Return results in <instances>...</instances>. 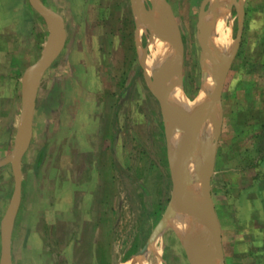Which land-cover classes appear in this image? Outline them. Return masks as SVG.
<instances>
[{
  "label": "rangeland",
  "instance_id": "obj_1",
  "mask_svg": "<svg viewBox=\"0 0 264 264\" xmlns=\"http://www.w3.org/2000/svg\"><path fill=\"white\" fill-rule=\"evenodd\" d=\"M166 1L183 42L181 73L173 77L183 95L192 98L206 76L200 62L198 15L204 0ZM157 2L155 6L152 0H84L82 5L77 0L72 11L65 12L67 40L56 51L38 88L39 110L47 105L52 111L49 131L44 140H39L37 131H30L25 143V152L32 137L36 138H32L30 151L44 146L37 155L42 156L40 163L32 167L26 160L23 164L20 217L31 196L40 201L42 191L52 214L59 204L64 212L69 201L71 210L66 214L56 212L51 224L39 221L49 256L36 259V264H137L140 260L145 264H191L189 255L198 253L201 248L197 247L208 238L213 240L208 254L217 246L205 219L206 237L190 248L180 236L176 221L171 225L167 222L157 240L140 253L170 210L173 197L165 124L152 86L175 68L178 50L174 43V53L166 64L152 73L148 71L156 34L144 20L147 13L160 7ZM227 9L228 27L234 38L241 36V43L226 77L219 142L208 145L215 151V165L207 182L221 230L222 258L216 260L218 264H264V0H232ZM3 66L0 57V95L6 97L11 86L3 81L7 79ZM214 90L215 84L207 106L215 109ZM3 104V109L10 108L8 99L1 100L0 109ZM75 112L77 123H73ZM10 115L0 114V193L4 192L0 198L7 196L6 204L15 183L10 156L16 129H11ZM79 140L85 144L97 141L98 146L100 177L93 201L97 218L91 225H87L89 220L75 194L73 202L69 195L76 186L87 189L93 181L86 173L91 163L79 159L78 173L59 174L64 162L58 160L64 149L86 157L89 148L79 147ZM111 153L119 167L113 164ZM199 204L205 213L201 217L206 218L207 212ZM180 211L182 208H176L173 218ZM75 236L80 241L77 254L82 255L61 256L62 246ZM103 238L108 243L98 244Z\"/></svg>",
  "mask_w": 264,
  "mask_h": 264
},
{
  "label": "crops",
  "instance_id": "obj_2",
  "mask_svg": "<svg viewBox=\"0 0 264 264\" xmlns=\"http://www.w3.org/2000/svg\"><path fill=\"white\" fill-rule=\"evenodd\" d=\"M40 1L47 8L58 13L63 18L64 25H65V35H64V42H65V40H67V35H68V32H67V22H68L67 16H68V14H66L65 12L66 11L69 12L70 10L72 11V8L74 7V4L77 0H40ZM78 1H80V3L83 5L84 0H78ZM210 1H214V3H216L217 0H209L206 3V5L204 6L203 10L202 11L200 10L199 14H198L200 22H201L200 23L201 28L199 31L200 39L202 37V34H204V33L211 34L210 33L211 29H212L211 37H213V38L209 37L210 47H209V54H208V61H207L208 73H206L204 70V73L206 76L204 79V83H203L201 89L199 90V93L192 98L184 96L182 93V91H183L182 88H180V86L177 84L176 79L173 76L171 78L169 77L170 79L167 82V85L165 88L166 92L169 94L170 111L178 119L177 122L180 124L181 123L185 124V126L188 125V127L187 126L186 127L190 129L191 134L195 136L196 140L200 144L202 141V143L205 146L207 145L206 144L207 139H208V137L212 131V125H213V121H214L213 120L214 111L216 113V108L215 109L213 108V111H211L212 107L209 108L207 106L208 100H209V98L212 94L213 88H214L213 72L218 70L217 67L219 69L220 68L223 69L228 62H230V67H229V70H230L231 66L233 65V60H234V58L238 52V49H239L240 43H241V36L234 38L232 33H231V28L228 27L229 23L227 20L230 17V12L227 9V5H229V2H231L232 0H227L226 2L228 4L225 2L224 4L221 5L222 7L220 6L221 9H219L220 7L218 8V11L216 12L217 17H216V14L213 17L214 19H216L218 21H216L212 18L213 22H208V21H211L212 19L211 20L207 19V15L211 10L210 8H212V4H214L213 2H210ZM162 9H164V8H162ZM219 10H221V11H219ZM164 11H165V9H164ZM219 16L222 19L219 18ZM204 18L206 21L207 20L208 21L206 22L204 20ZM243 18H244L243 16L240 17L241 20H243ZM214 21L219 23L218 24L219 26H217V25L214 26L213 25L215 23ZM203 22H205L206 25H204ZM217 23H215V24H217ZM165 24L167 25L166 18L164 20V25H162V28L164 27L165 29L163 28L164 30L162 29L161 30L162 32L156 33V35H155L156 38H154V41H153L154 45L152 46V47H154L155 52L160 51V53L163 52V54H165V55H160V53H157V52H156V54L154 53L155 54L154 57L156 56L155 59L157 58L158 54L160 55V56L159 55L158 56L161 57L162 59L159 61V64H158L157 63L158 61L155 62L156 60L153 57V59L155 60V61L154 60L153 61L155 63L151 60L152 62L149 64V70H148L151 73L156 68L160 67L161 65L166 64L168 59H170L174 53V39H172L171 31H170V33H169V31L166 32V30L167 29L169 30V28ZM205 26L207 27L206 29H205ZM220 26L222 27V30L220 29L221 28ZM215 27H216V30L214 31ZM219 30L223 31V35H220L221 31H219ZM217 31H219V32H217ZM226 31L229 32L230 34L227 33ZM49 34H50V23H49V21L47 20V18L43 14L39 13L38 11H36L31 6L29 0H0V37H1L0 42L1 43L4 42V43H2L3 45L1 44V46H0V54L3 53L0 57L3 60V64H4L2 69L5 71L4 73L7 74V79H3V81H5V83H7V85L11 86V89L8 91V94L6 95V97L4 95H0V102H1V100L8 99L9 103H10V108L8 110L3 109L4 108V104H3L2 108L0 109V114L8 113L9 115L10 114L13 115V117L10 115L11 119H13V121H12L13 125H12L11 129L15 127L16 133H17V129H18L19 121H20V116L22 113L25 91H26L27 83L29 81V73H30L32 66L40 59L42 52L45 48V45L47 43V40L49 38ZM213 35H215V36H213ZM162 37H164V39H167L168 42L167 41H161L160 38H162ZM220 37L221 38L226 37L225 39L229 42V49L228 50L231 53L227 52L225 54L226 56L223 57V59H226V61L223 59L221 60V58H218V56H215L213 50H211L214 43L217 40H219ZM181 41H182V38H181ZM5 43H9L10 46L5 44ZM155 43H156V45H155ZM182 46H183V42H182ZM41 47H43L41 54L37 55L38 52L41 50ZM231 48H233V49H231ZM161 49H163V50L161 51ZM211 51L213 54L211 53ZM227 54H229V55L227 56ZM209 55H213L212 59H211V56H209ZM163 56H164V58H163ZM35 57L37 58V60L34 62V60L36 59ZM159 57L157 58L158 60H159ZM209 57H210V59H209ZM214 57H216V58H214ZM213 58H214V60H213ZM162 60H163V62H162ZM218 60H220V61H218ZM209 61H210V63H209ZM156 63H157V65H155ZM210 64H212L214 67H216V66L217 67L214 68ZM219 64L221 65V67H219L220 66ZM210 66H212L213 68ZM47 69H46V71H47ZM229 70H228V72H229ZM46 71H45V73H46ZM45 73L43 74L42 78L44 77ZM225 82H226V79H225ZM224 87H225V84H224ZM38 88H39V86H38ZM209 89L211 91V92L209 91L210 93H208ZM172 91L174 92V94H172L173 93ZM223 91H224V88H223ZM203 93H204V95H202ZM153 94L159 102L161 116L163 118L160 100L155 95L154 92H153ZM199 94H200V96H199ZM208 94H209V97H208ZM179 95H182V98ZM206 95H207V97H206ZM222 95H223V93H222ZM37 97H38V90H37V95H36V100H35V110H34V114H33L31 131L34 134L37 131L36 134L39 137V140H44L42 138L49 131L47 124L50 125L49 123L51 122L50 117H52V111L49 110L47 105L41 106V108L39 110ZM199 100L201 102L200 105L202 106L200 112L195 113V115H189L186 119H184V117H181V116H183V114L179 115L178 112H177L178 115L176 114V111H177L176 108L179 107L183 103V101H189V102L192 101V103H194V102L199 101ZM205 100L207 102H205ZM204 103H206V104H204ZM175 105H176V108H175ZM38 110H39V112H38ZM75 113H77V112H75ZM202 113L204 115L203 117L201 115ZM38 114L40 115L39 119H37ZM75 115H74L73 123H77L79 121L78 120V113ZM18 116H19V118H18ZM204 118L206 120H204ZM163 120H164V118H163ZM199 121H202L201 123L204 125V128L202 130L197 131V132H193L196 128L195 126H197L196 123ZM223 121H224V115H223ZM164 124H165V121H164ZM172 127L174 129L175 136L179 141V144L183 145V143H185L187 140V133L185 131L177 130V128L175 126H172ZM197 128H198V126H197ZM16 133H15V136H16ZM165 134H166V127H165ZM32 138L34 139L36 137H32ZM32 138L27 142L26 152H25V150L23 152L22 162H21V172L23 171V164H25L26 160H28L30 165L31 164L33 165L32 167L35 166V163H37V162L40 163L42 160L41 154L38 156V158H37V155H38L39 150H41L44 145L43 146L41 145L40 149L37 148L38 150L33 149V151H30V149H32V146L34 143ZM205 138H206V140H205ZM201 139H203V140H201ZM79 141L82 142V140H79ZM204 145L202 146V144H201L200 147L198 148L199 150L197 149L193 153V156L189 160H190V163L195 164L194 166L201 167V170H203L206 173L208 172L210 174L214 170L215 159L213 158L214 161H213L212 171H208L212 156H213L215 151L210 146H208V148H206L207 146L205 147ZM78 146L89 148V149L87 148L88 150L86 151V153H87L86 157L83 155H79V153H77L76 151H72V149H69V150L64 149L63 155H59L58 161L64 162V164L63 165L61 164V167H59L60 169H62L59 172V174H61L62 172H66V174H67V172H68L69 176H71V175L75 174V171H77V173H78L79 167L77 166V164L79 163V159H82V160L84 159L85 161L91 163L89 165L88 169L86 170V173L90 179H93V181L91 180V183L87 186V189L81 185H78V186H76L77 189H75L73 192H71L72 194H69V195H71V198H70L71 202H73V200H74L73 196L75 194L76 202H78L82 206V207H80V209L82 212L84 211L83 214H85L86 219L89 220L87 222V225L88 224L91 225V221H95V219L97 218V216H96L97 214L94 213L95 203L93 201L95 198L96 188L98 187V184H99L98 178L100 177V175L98 173V169H97L98 162H99L98 158H97L98 157V155H97L98 154V148H97L98 146H97V141L89 142L88 144L87 143L85 144V142H82V144H80ZM74 148H75V150H77L76 147H74ZM166 148H167V153H168L167 140H166ZM28 151L32 152V154L29 155V158H27V152ZM67 153H70L72 155H68ZM45 154H46V152H45ZM111 154H112L111 160H112L113 164L118 165V167H119V162L117 160H114L113 153H111ZM197 157H198V159H197ZM194 160H199V162L198 161L194 162ZM43 161H44V159H43ZM168 161H169V154H168ZM101 162H102V160H101ZM200 163H201V165H199ZM110 168L113 169L112 164H111ZM169 168H170V163H169ZM52 171L56 172V170H54V169ZM12 172H13V169H12ZM32 173H33V170H32ZM170 174H171V168H170ZM13 176H14V174H13ZM76 176L78 178H80L79 174H76ZM30 177H32V176L30 175ZM75 177H73V178H75ZM185 177L187 179H190V180L195 179L196 181L200 182V179H197L196 175H195V177L191 176V173L188 171V167L186 170ZM171 178H172V174H171ZM22 179H23V177H22ZM14 186H15V183H14ZM3 193L4 192L0 193V195ZM42 195H43V197H42ZM11 199H12V197H11ZM11 199L9 200V203L6 204V201L8 200L7 196H3L2 198H0V263H1V249H2V223H3L4 216L7 212V209L10 205ZM46 199H48V198H46L45 191L41 192L40 201L38 200L37 197L31 196V198L27 202L26 209L24 210L25 213L24 214L22 213L23 216L21 218L20 215H21V209H22V205H23V202H22L23 191L21 189V200H20V205H19L16 217H15V222H14L13 231H12V239H11L12 264H36L35 263L36 259H44L45 257L49 256L46 254L47 249H46L45 234H44L43 229L42 230L39 229V221H41V224H43L44 221H45V223L51 224L50 219L56 218V216H57L56 212H62V213L66 214V213H68V210L69 211L71 210V207L69 206L70 201L67 200V201H69V203L66 204V206H67V208L65 210L66 212L65 211L63 212V210L61 209V204H59L58 210L53 211L54 213L52 214V212L50 211L51 209L49 208V206L46 205V203L48 202V200H46ZM107 219H108V217H106V220ZM98 220H99V218H98ZM102 224H103V222H102ZM106 227H108V223H106ZM95 241H96V239L93 240L94 243H95ZM101 241L108 243L106 238H103L100 240L98 239V242H100L98 244H102ZM78 242H80L78 236L77 237L75 236L71 240L69 239V242H65V244L62 246V248L60 250V253H61L60 255L61 256L65 255V257H68V258L80 257L82 255V253L77 254V247L79 245ZM95 248H96V245H95ZM97 248H98V245H97ZM97 248H96V250H97ZM62 254H64V255H62ZM83 257H86V256H83Z\"/></svg>",
  "mask_w": 264,
  "mask_h": 264
},
{
  "label": "water",
  "instance_id": "obj_3",
  "mask_svg": "<svg viewBox=\"0 0 264 264\" xmlns=\"http://www.w3.org/2000/svg\"><path fill=\"white\" fill-rule=\"evenodd\" d=\"M155 1L156 0H152L153 4H155ZM158 1L159 2H157V5L164 8L166 11V23H167L166 26H168L169 28L168 30L169 33L171 31V35L174 39L175 46L178 50V54L176 56L177 62L175 68L169 69V71L165 73V76L156 80V82L152 86L153 92L160 100L162 114L165 121L169 163H170L172 181H173V197L171 200L170 210L167 212L165 216H163V218L157 224V226L151 233L149 239L147 240L145 246L143 247L140 253L144 254L148 250L149 246L157 240V238L161 235V233L164 231L165 227L167 226L168 220L175 215L176 208L184 209V207L188 205L186 199L184 200L183 197V192L186 190V188L189 185L199 184L198 192L200 193V196L204 202L203 208L207 212L205 220L206 223L209 224L211 231L213 232V236H215L214 240L217 244V246L214 247L212 252L208 255L215 256L218 259V258H222L221 230L212 199L211 187L207 182V179L209 178L208 177L209 173L207 172L208 174L206 175L205 180L201 182V184L197 181H193L185 177L187 166H185L184 161H188L193 156V153L200 147L201 144L196 140L195 136L191 134L190 129L187 128L185 124L178 123L177 122L178 119L171 113L169 106V94L166 92L165 89L167 82L173 76V74L181 73L182 53H183L181 35L175 23L174 15L168 2L166 0H158ZM29 2L36 11L43 14L49 21L50 34L40 59L32 66L29 73V81L27 83V87L25 91L22 113L20 116L17 133L14 140L13 150L10 156V161L15 178V186H14V192L10 205L7 209V212L4 216L2 223V249H1L0 264H12V252H11L12 231L15 222V217L20 205L21 189H22L21 162L25 148V143L32 129V121L35 110V100H36L38 86L43 74L50 65L56 51L60 48L61 44L63 43L64 35H65L64 20L58 13L47 8L40 0H29ZM206 3L207 0H204L201 11L203 10ZM229 8H231V5L229 6ZM151 14L153 13H150V15ZM209 42L210 41L208 34L206 33L202 34L201 37L202 54L200 57V62L204 70L207 67L205 61L209 54V46H210ZM229 67H230V62H228L223 69L217 72L216 71L213 72V81L215 84L213 103L216 106V113L214 111V115H213L214 127L212 128L211 134L207 139L206 144L208 145H210L213 141L216 144L219 142V137L221 134V126L223 123L222 93ZM211 111H213V108ZM170 125L175 126L179 131H185L187 133L186 142L183 143V145H180L176 149H173L171 146L173 131L170 129ZM213 161L214 160L212 156L208 171H212ZM189 206L192 207L191 204ZM210 238H208L200 247H197L198 250L200 248H205L207 245L211 244L213 240H211ZM207 256L205 258H207ZM189 257L191 260V264H203L204 262L203 260L204 258L202 259L197 252L190 254Z\"/></svg>",
  "mask_w": 264,
  "mask_h": 264
},
{
  "label": "bare ground",
  "instance_id": "obj_4",
  "mask_svg": "<svg viewBox=\"0 0 264 264\" xmlns=\"http://www.w3.org/2000/svg\"><path fill=\"white\" fill-rule=\"evenodd\" d=\"M227 0H217L216 1V3H214V1H210V2H213L214 4H212V8H210L211 10H210V12L208 13V15H207V19L208 20H211L213 17H214V15L216 14V17H217V11H218V8L222 5V4H224L225 2H226ZM229 2V1H228ZM227 3V2H226ZM211 4V3H210ZM228 4V3H227ZM222 7V6H221ZM221 7L219 8V9H221ZM154 8H156V7H154ZM219 11H221V10H219ZM151 13H153V14H151L150 15V13H147L148 15H144L145 16V22L144 23H146L147 22V24L149 25V27L151 26V29L154 31V33L156 34V33H160V32H162L161 30L164 28H162V25H164V20H165V18H166V12L164 11V9H162V7H159L158 9H156V11H152ZM223 13V12H222ZM221 16V15H220ZM219 16V18H221ZM229 16V15H228ZM143 17V16H142ZM202 18V17H201ZM218 18V19H219ZM214 19V18H213ZM213 19L211 20V21H208V22H213ZM222 19V18H221ZM227 19V18H226ZM204 20H205V18H204ZM214 20H216V19H214ZM220 20V19H219ZM206 21V20H205ZM206 21V22H207ZM216 21H218V20H216ZM225 21V20H224ZM215 22V21H214ZM223 22V21H222ZM142 23H143V21H142ZM204 23V25H206L205 24V22H203ZM215 23H217V22H215ZM213 24L214 26L215 25H217V26H219L218 24L219 23H217V24ZM147 24H145V25H147ZM212 24V23H211ZM166 25V24H165ZM210 25V24H209ZM212 25V26H213ZM221 27V26H220ZM201 28V27H200ZM207 27L205 26V29H206ZM219 28V27H218ZM165 29V28H164ZM163 29V30H164ZM221 30H222V27L220 28ZM209 30V29H208ZM207 30V31H208ZM216 30V27H215V29H214V31ZM218 30V29H217ZM221 30H219V31H221ZM168 31V29L166 30V32ZM206 31V32H207ZM219 31H217V32H219ZM230 31V30H229ZM222 32V33H221ZM220 32V35H223V31H221ZM227 32V31H226ZM211 34H208L209 35V37L210 38H213V37H211V35H212V29H211V32H210ZM227 33H229V32H227ZM230 34V33H229ZM228 34V35H229ZM213 36H215V35H213ZM221 38V37H220ZM219 38V40H217L215 43H214V45H213V47H212V49L211 50H213V52H214V54H215V56H218V58H221V60L223 59V57H225L226 55V53L227 52H230L228 49H229V42L225 39L226 37H222L221 39ZM215 39V38H214ZM154 45V44H153ZM155 45H156V43H155ZM209 45H210V43H209ZM162 46V45H161ZM210 47V46H209ZM231 47V46H230ZM149 48V47H148ZM157 48V47H156ZM160 49V48H159ZM231 49H233V48H231ZM163 49H161V51H162ZM145 52V51H144ZM153 52V51H152ZM157 52V51H156ZM156 52H155V54H156ZM157 53H160V51H158ZM211 53H212V51H211ZM231 53V52H230ZM153 54V53H152ZM154 54V55H155ZM213 54V53H212ZM159 55V54H158ZM157 55V58L160 56V55H165V54H163V52H161L160 53V55L158 56ZM229 54H227V56H228ZM231 55V54H230ZM209 56H211V59H212V57H213V55H209ZM156 57V56H155ZM155 57H154V59H155ZM152 59V61L154 60L155 62H157L158 64H159V61L162 59L161 57H159V60L158 59ZM163 58H164V56H163ZM214 58H216V57H214ZM214 58H213V60H214ZM217 58V59H218ZM209 59H210V57H209ZM223 60H225L226 61V59H223ZM151 61V62H152ZM153 61V62H154ZM207 61H208V57L206 58V66H207ZM212 61V60H211ZM217 61V60H216ZM218 61H220V60H218ZM154 62V63H155ZM162 62H163V60H162ZM157 63L155 64V65H157ZM209 63H210V61H209ZM220 63V62H219ZM161 64V63H160ZM225 64V63H224ZM153 65V64H152ZM210 65H212V64H210ZM220 65V64H219ZM213 66V65H212ZM212 66H210V67H212ZM163 67V66H162ZM214 67V66H213ZM212 67V68H213ZM217 67V66H216ZM216 67H214V68H216ZM219 67H221V65L219 66ZM223 67V66H222ZM154 68V67H153ZM217 69L218 70H220L218 67H217ZM216 69V70H217ZM217 70V71H218ZM162 71V70H161ZM216 71V72H217ZM165 72H166V70H165ZM205 72L206 73H208V70H207V67H206V69H205ZM162 74V73H161ZM160 79V78H159ZM173 87V86H172ZM209 88V87H208ZM172 89V88H171ZM205 89V88H204ZM171 91V90H170ZM207 91V90H206ZM210 91V89L208 90V93H210L209 92ZM173 92V91H172ZM178 93V92H177ZM172 94H174V92L172 93ZM180 94V93H179ZM202 95H204V93L202 94ZM201 95V96H202ZM179 96H181V98H182V95H179ZM199 96H200V94H199ZM205 97V96H204ZM206 97H207V95H206ZM208 97H209V94H208ZM185 98V97H184ZM179 99V98H178ZM204 99V98H203ZM177 100V99H176ZM204 101V100H203ZM209 101V100H208ZM181 102V101H180ZM205 102H207L206 100H205ZM175 103V102H174ZM201 104V102H200V100L199 101H196V102H194V103H192V101L191 102H189V101H183V103L179 106V107H177L176 108V105H175V108H176V114L178 115V113H179V115H182L183 114V116H181V117H184V119H186L189 115H195V113H198V112H200L201 111V108H202V106L200 105ZM204 104H206V103H204ZM204 106V105H203ZM206 106V105H205ZM209 107V106H208ZM178 112V113H177ZM208 112V111H207ZM202 115V117L204 116L203 115V113L201 114ZM206 115V114H205ZM199 117V116H198ZM189 119V118H188ZM201 119V118H200ZM190 120V119H189ZM204 120H206L205 118H204ZM203 121V120H202ZM202 121H199V122H197L196 124H197V126H198V128H197V126H195L196 128H195V130L193 131V132H197V131H199V130H202L203 128H204V125L201 123ZM208 121V120H207ZM182 124V123H181ZM187 124V123H186ZM190 125V124H189ZM187 127H188V125H186ZM170 129L173 131V138H172V142H171V146H172V148L173 149H176V148H178L179 146H180V144H179V141H178V139L176 138V136H175V132H174V129H173V127L170 125ZM207 135V134H206ZM209 135V134H208ZM207 138V137H206ZM206 138H205V140H206ZM201 140H203V139H201ZM205 143V142H204ZM201 144H202V146L204 145L203 143H202V141H201ZM205 146V145H204ZM207 146V147H206ZM205 147L206 148H208V144L206 145ZM199 150V149H198ZM208 153V152H207ZM200 158V157H199ZM194 159V158H193ZM197 159H198V157H197ZM201 159V158H200ZM195 161H198L199 162V160H194V162ZM184 163H185V166H187L188 167V171L191 173V176L192 177H195V175H196V177H197V179H200V184H201V182H203L204 180H205V177H206V175H207V173L206 172H204L203 170H201V167H197V166H194L195 164H192V163H190V160H188V161H184ZM199 165H201V163L199 164ZM198 188H199V184H193V185H189L187 188H186V191H184L183 192V197H184V200L186 199V201H187V203H188V205L186 206V207H184V209H182L183 211H180L179 212V214L177 215V217L176 218H171V219H169V221H168V224H170L171 225V223H176V221L178 222V227L180 228V230H181V232H182V234L180 233V236L182 237V239H183V241L185 242V244H186V246H188L189 248H190V246H192L193 244H197V242H200L202 239H204V237H206L205 235V231L203 230V227H204V222H205V218H202L201 216H203V215H205V213L203 212V209H202V206H200V204H199V202H201V205H203L204 204V202H203V199L201 198V196H200V193L198 192ZM189 201V202H188ZM192 204L193 206L192 207H190L189 205L190 204ZM204 206V205H203ZM191 208V209H190ZM190 209V210H189ZM204 217V216H203ZM206 217V216H205ZM205 227H206V224H205ZM204 242V241H203ZM201 243H202V241H201ZM210 244L209 245H207L205 248H201V250L198 252V255H200L201 256V258L203 259V258H205L207 255H208V253H209V250H210ZM210 255H208L207 256V258H205V260H204V262H203V264H218L217 263V258L215 257V256H212V257H209ZM144 262H145V260H144ZM137 264H145V263H143V261H138V263Z\"/></svg>",
  "mask_w": 264,
  "mask_h": 264
}]
</instances>
